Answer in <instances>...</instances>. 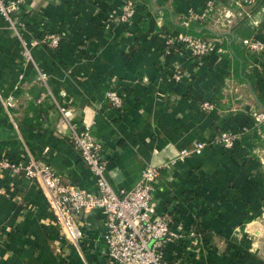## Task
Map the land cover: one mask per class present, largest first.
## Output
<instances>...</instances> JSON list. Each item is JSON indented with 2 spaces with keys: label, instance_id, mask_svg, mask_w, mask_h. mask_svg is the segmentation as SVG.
Returning a JSON list of instances; mask_svg holds the SVG:
<instances>
[{
  "label": "crops",
  "instance_id": "1",
  "mask_svg": "<svg viewBox=\"0 0 264 264\" xmlns=\"http://www.w3.org/2000/svg\"><path fill=\"white\" fill-rule=\"evenodd\" d=\"M130 1L128 22L108 28L104 22L119 17L126 0L26 1L14 26L26 42H38L30 48L33 64L24 62L14 31L0 17V154L15 160L26 149L64 183L93 191L69 141L70 126L88 127L114 191L133 188L145 167H160L152 187L156 213L168 216L175 232L178 224L188 231L196 223L210 233L200 237L205 245L189 237L168 244L170 264L187 257L191 264H236V245L248 253L239 264H264V132H254L251 116L261 109L223 53L225 35L234 32L264 45V18L252 10L237 27L249 10L237 0ZM207 2V40L215 50L198 59L168 45L179 34L170 20L188 26V15L203 14ZM50 35L60 39L55 48L39 42ZM244 45V73L264 100V48L256 53ZM175 71L178 81L171 79ZM108 90L119 94L120 107L104 100ZM10 97L11 120L1 105ZM205 102L210 111L202 109ZM33 111L40 112L37 127L28 124ZM222 132L240 136L230 150L215 144ZM197 142L205 144L200 154L179 158ZM0 187L9 195H0V264H108L100 212L81 217L83 236L74 246L52 227L32 181L0 170Z\"/></svg>",
  "mask_w": 264,
  "mask_h": 264
},
{
  "label": "built area",
  "instance_id": "2",
  "mask_svg": "<svg viewBox=\"0 0 264 264\" xmlns=\"http://www.w3.org/2000/svg\"><path fill=\"white\" fill-rule=\"evenodd\" d=\"M28 0H0V17L14 31L20 43V53L24 62L32 63L30 48L38 44L37 41L26 42L15 29L16 14L22 5ZM56 1V0H52ZM238 7L244 15L250 16L251 11H256L264 18V0H237ZM207 8L203 14L190 13L189 21H200L212 11L211 2H207ZM132 2L126 0V5L119 17H109L104 22L108 28L112 24L127 23L131 17ZM249 12L250 15H249ZM60 39L57 36H45L41 43L48 47H57ZM252 52H261L264 45L259 41L250 40L244 42ZM168 45H181L185 47L195 58H205L215 50L207 39H201L190 35L177 34L167 39ZM180 72L175 71L171 79H181ZM39 79L45 82V75L39 73ZM104 100L111 107H120L122 99L115 91H106ZM2 108L6 116L11 120L10 109L13 107L11 97L3 99ZM212 104H202L204 111H210ZM59 112L66 117V111L59 108ZM251 116L254 121V132L262 137L264 127V113L253 111ZM239 134L222 132L215 140V144L225 150H230ZM69 141L78 151L82 165L89 171L93 180V191L64 183L51 166L45 162L36 160L23 149L20 159L10 160L6 153L0 154V170H6L13 176L22 175L32 181L37 190L42 194L52 215V227L68 243L78 246L82 239L81 217L85 213L100 212L104 218L103 241L105 245V259L108 264H167L165 249L183 237L198 238L193 232L186 231L178 224L179 232L170 227L168 216L156 213V206L152 201L153 182L158 176L160 167L147 166L140 174L135 186L128 190L114 191L106 178V161L101 157V145L92 139L88 127L76 131L70 126ZM205 148L203 142H197L192 148L179 152V158L188 155H198ZM0 195L9 196L1 187Z\"/></svg>",
  "mask_w": 264,
  "mask_h": 264
},
{
  "label": "trees",
  "instance_id": "3",
  "mask_svg": "<svg viewBox=\"0 0 264 264\" xmlns=\"http://www.w3.org/2000/svg\"><path fill=\"white\" fill-rule=\"evenodd\" d=\"M148 2V0H146ZM167 13V15L169 16V11H164ZM172 16V15H171ZM209 16H207L206 18H204L203 20L200 21H191V23L188 26H182L181 21L174 23V20L171 19L170 20V27L177 30L179 33L184 34V35H190L193 37H198L201 39H207L210 36V33L208 32V29L206 28L205 25V21ZM245 21H247V19L245 18L244 14L239 16L237 18V27H239V25L243 24ZM237 27L234 28L237 29ZM226 39H225V43H224V55L228 58V64H230V67L232 68V74L234 77L239 78V80L246 84V82L250 85V88L253 92V94L255 95V99L257 104L259 105L261 112L264 113V100L257 94L256 92V87H255V83L253 82L252 77H250L249 74H245L244 70H245V60H244V50H245V45H244V41L249 40L250 38H238L239 36L236 35V33L234 32V34L232 35H225ZM240 67L241 70V74L239 75L238 72V68ZM240 76V77H239ZM246 79V80H244ZM36 110V109H35ZM40 113V112H39ZM39 113H36V111H33L32 116L29 118L31 123H28L30 126L32 127H37L40 124V117H39ZM16 123V122H15ZM17 125V123H16ZM262 132H264V129L262 127ZM187 230L189 232H193L195 235H197L198 237H205L207 235H209L210 233H208L207 231H205L204 228L200 227L198 224L193 223L192 225H190ZM209 251L211 252H216L215 248H212V246H208ZM236 249V255H235V259H238V262H236V264L238 263H242L247 257H248V253L246 252V249L244 247H240V245H236L235 246ZM166 257V254H165ZM190 258L187 257L185 259H182L181 264H191V262H189ZM167 264H170L171 260L167 259ZM187 260V261H186Z\"/></svg>",
  "mask_w": 264,
  "mask_h": 264
}]
</instances>
